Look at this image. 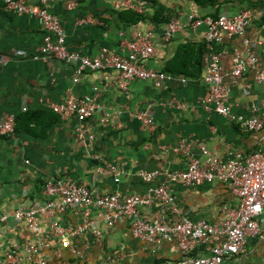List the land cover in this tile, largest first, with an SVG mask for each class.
Instances as JSON below:
<instances>
[{"label": "crops", "instance_id": "0c3cea01", "mask_svg": "<svg viewBox=\"0 0 264 264\" xmlns=\"http://www.w3.org/2000/svg\"><path fill=\"white\" fill-rule=\"evenodd\" d=\"M113 1L51 0L47 8L61 19L69 49L91 57L103 47L121 52L119 33L122 30L127 33L152 31L156 51L146 65L173 74V79L160 87L150 80H134L127 92H123L118 86L116 72L87 70L74 83L76 63L52 57L34 58L43 37L38 20L4 11L0 0V52L7 58V63L0 66V118L13 115L16 125V118L26 115L13 135L0 136V215H9L6 221L0 220V256L5 249L21 247L24 240L31 239V232L26 227L16 228L10 215L18 207L43 200L42 187L47 179L69 176L104 193L142 194L147 183L138 175L140 170L186 167L187 157L179 143L187 144L190 153L200 161L204 160L200 145L222 160L235 153L248 155L260 146L264 129L243 131L233 121L206 110L199 102L207 92L201 78L206 51L200 54L207 26H190L188 15L196 12L200 16H232L243 7L253 10L244 35L226 37L214 45L220 52L223 78L227 82L234 49L254 53L264 66V0H219L216 5L199 4L194 0H147L142 13L144 18L134 23L121 18ZM159 7L165 11L157 15ZM161 15H177L182 23L168 40L163 36L167 23L158 20ZM243 38L248 40L247 44H243ZM188 72L199 75L189 76ZM180 77L187 80L182 82ZM95 86L101 89L100 107L84 124L96 139L91 148H85L74 136L78 119L75 116L63 118L45 104L61 102L68 94L89 95ZM172 98L186 106L167 105ZM229 103L236 114L264 120V86L255 81L253 70L236 83H230ZM252 105L257 106L256 111L251 109ZM144 109L153 117V129L143 127L134 117V112ZM106 116L109 121L103 124L101 119ZM91 153L105 160L123 162L124 172L119 181L96 172L99 159H93ZM160 180L156 178L150 184L156 185ZM174 195L181 214L194 221H219L221 207L238 202L227 185L218 180L193 187L178 181L174 185ZM140 211L148 219L160 215L156 204L144 206ZM58 218L62 225L82 223V215L75 207L67 208ZM90 218L101 230L100 242H96L92 232L87 230L72 237L81 257L73 255L69 249H61L59 258L50 249H44L42 256L52 264H154L182 257L175 241L163 240L156 246L135 238L125 219L108 226L95 209H91ZM50 219H42L43 229ZM205 252L197 247L193 254ZM224 264H264V221L259 233L247 240L244 252Z\"/></svg>", "mask_w": 264, "mask_h": 264}, {"label": "built area", "instance_id": "2783aa9c", "mask_svg": "<svg viewBox=\"0 0 264 264\" xmlns=\"http://www.w3.org/2000/svg\"><path fill=\"white\" fill-rule=\"evenodd\" d=\"M51 0H1V8L6 12L35 17L43 29L42 43L38 47L35 59L46 60L49 57L65 63H76L72 81L78 82L83 73L89 71H114L119 88L127 92L129 84L134 80H150L160 87L174 78L171 73L147 67L146 62L155 54L152 31L135 30L120 31L121 52H115L103 47L96 56L84 55L77 50H71L66 44L64 26L58 15L51 12L47 5ZM147 0H114L113 7L117 11L132 10L143 13ZM253 16V10L243 7L232 16L218 15L200 16L193 12L188 15L190 26L197 27L206 24L205 66L201 78L207 92L200 99L206 110L226 117L238 125L243 131H258L264 129V120L258 116L245 117L231 110L229 103V85L236 83L246 72H255V81L264 86V66L258 57L250 51L234 49L231 55L229 80L224 81L220 52L214 45L224 38L244 35ZM182 23L177 15L170 18L164 31V39L180 29ZM129 34V35H127ZM264 40V39H263ZM243 44L248 40L243 38ZM7 63V58L0 52V66ZM182 82L187 79L179 78ZM101 89L95 86L91 94L77 97L68 94L61 102H47L45 106L59 113L63 118L75 116L79 124L75 128V139L85 148H91L95 142V134L85 127L84 122L100 107ZM169 106L183 108L185 103L175 98L167 103ZM253 111L257 110L252 105ZM134 117L143 127L153 129V117L148 110H137ZM109 117L101 119L103 124ZM120 127V124H116ZM15 132V117L8 115L0 118V136H10ZM187 157L184 169L170 170L159 168L153 171L140 170L138 175L147 183V189L142 194L123 193L119 191L104 193L85 182L76 181L69 176L47 179L42 187L43 200L28 207L16 208L10 217L16 228L26 227L32 234L31 239L24 240L21 247L5 249L0 256V264H52L42 256L44 249H50L59 258L61 249H69L78 257L81 251L73 244L72 237L90 230L96 242L102 239L101 230L94 226L90 218L91 209H95L106 225L112 226L118 219L129 223V230L135 238L154 243L175 241L182 257L175 261H164L154 264H224L227 260L237 258L244 252L247 240L256 236L260 224L264 221V133L261 143L254 152L243 155L235 153L231 158L222 160L200 145L204 160L200 161L189 151L184 142L179 143ZM93 159H99L95 170L99 174L112 176L119 181L124 172L123 162L102 159L97 153H91ZM156 178H161L156 185H151ZM218 180L225 183L230 192L238 199L236 205L221 207L222 218L216 222L206 220H191L181 214L174 195V185L178 181L187 186H198L206 182ZM158 205L160 215L148 219L141 214L144 206ZM75 207L82 215L79 225H62L58 216L67 208ZM51 218L46 229L42 228V219ZM9 215H0L1 221H6ZM197 247L205 249L202 255H194ZM58 264H63L59 262Z\"/></svg>", "mask_w": 264, "mask_h": 264}, {"label": "trees", "instance_id": "16d2710c", "mask_svg": "<svg viewBox=\"0 0 264 264\" xmlns=\"http://www.w3.org/2000/svg\"><path fill=\"white\" fill-rule=\"evenodd\" d=\"M151 1H153V0H151ZM194 1H196L199 4H209V5H216L219 2V0H194ZM159 8H161V9H159V11H157V15L163 14L165 11V8H163V7H159ZM120 12H121L120 13L121 18L123 17V19L129 23L130 22L134 23V22L140 21L144 18V15L142 13H137V12L132 11V10L127 9V10H122ZM161 16H162L161 19L159 18L158 20L161 22H165V23H168V21L171 18V17H167L165 15H161ZM217 16H218V14H215V15H212L211 17L216 18ZM205 51H206V48H205V45H203L202 49L200 50V54L203 55L205 53ZM200 63H199V65H200ZM199 71H201V68L199 69ZM199 71H198V73H199ZM198 73L188 72L187 75L195 76V75H199ZM25 116L21 115L20 117H18V119L16 118L15 130L19 127L18 123L20 122V120L22 118H25Z\"/></svg>", "mask_w": 264, "mask_h": 264}]
</instances>
